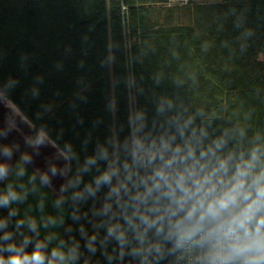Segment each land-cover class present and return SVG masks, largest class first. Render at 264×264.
<instances>
[{
  "label": "trees",
  "instance_id": "16d2710c",
  "mask_svg": "<svg viewBox=\"0 0 264 264\" xmlns=\"http://www.w3.org/2000/svg\"><path fill=\"white\" fill-rule=\"evenodd\" d=\"M193 6L169 8L168 0H0V89L67 153L61 230L69 247L79 244L76 264H132L130 256L115 258L114 239L101 244L106 228L97 226L106 219L99 210L107 186L84 200H74L73 193L106 167L98 160L84 171L87 158L102 146L111 151L110 141H123L140 120L145 131H159L169 117L194 116L210 138L232 135L229 147H264V0ZM183 12L186 23L177 18ZM78 175L81 182L69 185ZM13 209L12 203L0 205V220H7L0 237L13 233L0 246L19 245L27 236L25 251L31 253L46 237L18 212L9 216ZM20 219L25 222L17 228ZM93 234L94 253L86 247ZM51 249L48 243L46 252Z\"/></svg>",
  "mask_w": 264,
  "mask_h": 264
},
{
  "label": "clouds",
  "instance_id": "9594fccd",
  "mask_svg": "<svg viewBox=\"0 0 264 264\" xmlns=\"http://www.w3.org/2000/svg\"><path fill=\"white\" fill-rule=\"evenodd\" d=\"M145 128L140 120L123 141H110L111 151L102 146L98 155L87 158L84 171L98 160H104L106 167L94 183L73 193L74 200H84L107 186L99 210L106 219L97 226L106 228L101 244L114 239L119 248L115 258L123 261L130 256L132 264H264V147L245 148L239 142L229 147L234 137L227 131L210 138L205 127L195 124L194 116L182 114L169 117L159 131ZM244 135L240 130V140ZM44 139L41 134L35 143L42 144ZM4 154L10 156L11 150L5 148ZM7 174L8 166L0 164V179ZM24 174L20 168L18 175ZM41 179L45 184L49 181L47 174ZM81 179L78 175L69 185ZM26 195L8 184L0 194V205L23 201ZM16 214L13 209L9 216ZM24 222L18 220L16 227ZM49 222L55 224L49 218L44 226ZM28 225L33 232L37 230L34 219ZM6 226L7 220H0V228ZM80 232L86 235L83 227ZM12 236L5 232L0 240L11 241ZM97 238L93 234L87 240L86 247L93 253ZM52 239L38 240L31 253L25 251L31 242L27 236L19 245L0 246V252L10 254L7 258L0 255V264H75L79 244L65 250L61 241L47 253Z\"/></svg>",
  "mask_w": 264,
  "mask_h": 264
},
{
  "label": "crops",
  "instance_id": "0c3cea01",
  "mask_svg": "<svg viewBox=\"0 0 264 264\" xmlns=\"http://www.w3.org/2000/svg\"><path fill=\"white\" fill-rule=\"evenodd\" d=\"M17 111L22 114V117L17 116ZM25 130L24 134L18 132ZM43 134L45 139L42 144H36L37 136ZM10 143V147L7 145ZM9 148L11 155L6 156L4 149ZM29 156L30 161L22 159L23 156ZM0 164L8 166V174L5 178L0 179L4 182L5 190L9 182L15 180L18 185L26 191V201H13L12 204L16 208L19 215L24 219L22 209H26L27 215L36 221L38 228L42 230V226L53 220L55 212L46 211V215L36 212L32 203L38 199L40 192L45 193L46 202L40 203L45 209L46 204L52 205L54 199L60 201L63 192L62 186L66 185L67 176L69 172V158L65 152L47 135L43 130H39L35 125L21 112V110L2 92L0 89ZM56 168V172H52V168ZM20 168L25 169L23 176L18 175ZM47 174L49 181L47 184L42 182V175ZM35 177L34 180L31 177ZM54 197V198H53ZM57 212L64 213L66 211L62 207L56 208ZM31 212V214H29ZM36 212V213H35ZM38 213V214H37ZM36 214V215H35ZM46 218V219H45ZM29 221V220H28ZM27 221V222H28ZM49 224V223H48Z\"/></svg>",
  "mask_w": 264,
  "mask_h": 264
},
{
  "label": "rangeland",
  "instance_id": "374dc122",
  "mask_svg": "<svg viewBox=\"0 0 264 264\" xmlns=\"http://www.w3.org/2000/svg\"><path fill=\"white\" fill-rule=\"evenodd\" d=\"M218 1H222V0H168V7L169 8L170 7H172V8L176 7V8H179L180 10H182V9H185L186 7H194L193 5H195V4L214 3V2H218ZM177 18L182 23H186L187 22L185 12H183L181 14H178ZM16 114H17V116L19 118H23L22 114L19 111H17ZM18 132H21V134H24L25 130H21V131L19 130ZM7 145L10 147V143L7 142ZM9 184H11L12 187H13V190H15L20 195H24L26 193V191L18 185L19 183H17V181L13 180V181H11V183L9 182ZM44 195H45L44 192H43V194L40 192V196L38 197V199H41V200L38 201V200L35 199L34 201H32V203H33V205H34V207L36 209V212H38L40 214H44V215H46L45 210L49 211L50 213L51 212H55V211L56 212H55V215L53 217V220L55 221V224L49 222L47 227L42 226V233L44 234L45 237H49V236L53 237V239L49 243L51 248L58 246L61 241H64L65 245H66V248H65V250H66L67 247H69V246L66 243V241H65V239L63 237V234H62V230H61V226H62V223L64 221V216H63L64 213L62 211L59 213L56 210V208L60 207L61 204L59 203V205H57V203H56L57 200L55 198L53 203H52V205L48 206L46 204L45 209H44L43 206L40 204L42 202L45 203L46 200H47V198H45ZM25 201H26V198L23 201H21V202L24 203ZM27 211L28 210H26V209H22V214L25 217L24 219L26 221L31 219L30 215H27ZM29 214H31V212H29ZM46 222H47V220H46Z\"/></svg>",
  "mask_w": 264,
  "mask_h": 264
}]
</instances>
